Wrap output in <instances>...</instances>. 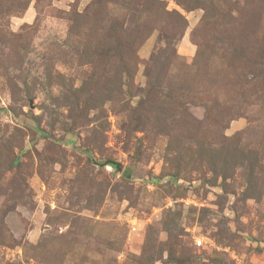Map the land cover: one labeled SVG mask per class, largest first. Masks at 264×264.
<instances>
[{"label":"rangeland","instance_id":"374dc122","mask_svg":"<svg viewBox=\"0 0 264 264\" xmlns=\"http://www.w3.org/2000/svg\"><path fill=\"white\" fill-rule=\"evenodd\" d=\"M0 264H264V0H0Z\"/></svg>","mask_w":264,"mask_h":264},{"label":"built area","instance_id":"2783aa9c","mask_svg":"<svg viewBox=\"0 0 264 264\" xmlns=\"http://www.w3.org/2000/svg\"><path fill=\"white\" fill-rule=\"evenodd\" d=\"M203 239L202 238H198L197 240H196V243L198 244V245H202L203 244Z\"/></svg>","mask_w":264,"mask_h":264},{"label":"water","instance_id":"95a60500","mask_svg":"<svg viewBox=\"0 0 264 264\" xmlns=\"http://www.w3.org/2000/svg\"><path fill=\"white\" fill-rule=\"evenodd\" d=\"M117 167L120 168L121 167L120 164H117Z\"/></svg>","mask_w":264,"mask_h":264}]
</instances>
